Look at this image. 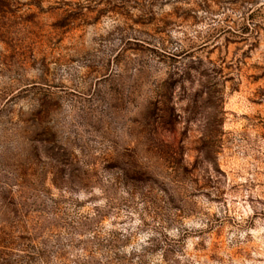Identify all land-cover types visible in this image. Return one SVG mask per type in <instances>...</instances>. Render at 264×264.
Returning <instances> with one entry per match:
<instances>
[{
	"label": "rangeland",
	"instance_id": "rangeland-1",
	"mask_svg": "<svg viewBox=\"0 0 264 264\" xmlns=\"http://www.w3.org/2000/svg\"><path fill=\"white\" fill-rule=\"evenodd\" d=\"M0 264H264V0H0Z\"/></svg>",
	"mask_w": 264,
	"mask_h": 264
}]
</instances>
